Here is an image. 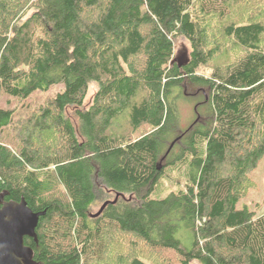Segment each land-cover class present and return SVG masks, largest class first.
<instances>
[{"label":"trees","instance_id":"obj_1","mask_svg":"<svg viewBox=\"0 0 264 264\" xmlns=\"http://www.w3.org/2000/svg\"><path fill=\"white\" fill-rule=\"evenodd\" d=\"M242 1L0 0V137L17 139L0 138V193L44 211L37 242L24 238L38 264H264V212L237 207L264 153V17L232 19ZM215 19L243 53L205 75ZM186 80L207 87L206 113L160 155ZM60 83L25 116L1 105ZM120 118L145 131L115 136ZM173 162L185 188L151 198Z\"/></svg>","mask_w":264,"mask_h":264},{"label":"rangeland","instance_id":"obj_2","mask_svg":"<svg viewBox=\"0 0 264 264\" xmlns=\"http://www.w3.org/2000/svg\"><path fill=\"white\" fill-rule=\"evenodd\" d=\"M231 11V14H234V16L232 15V19L234 18V20L237 22L247 20V17L251 16L248 15L249 13L254 14L255 17L257 13L264 17V0H258L257 2L243 0L240 3L231 6ZM212 24L214 27L212 43L220 42L222 44H220V54L213 60V62L208 63L207 66H202L197 69L198 73L205 75H208L215 66L223 67L243 53V50L239 46L221 34L219 28L221 27L222 22L215 19L213 20ZM262 44L264 45V42H262ZM189 51V42L182 36L177 37L174 40L173 61L179 64H184V62H186L188 59ZM63 88L64 87L62 83L54 84L45 91L36 90L30 97L22 101L4 96L2 98L1 105L15 108L16 115H19V117L25 116L33 109L37 108L41 103H43L47 97L63 90ZM95 90L96 86L90 84L85 99L86 104L91 101ZM208 93V89L204 85L191 83L187 80L183 82L181 85V95L175 100L177 104L178 125L176 127V131L173 132L169 140L162 142L160 155L163 154L170 139H172L177 132L183 131L190 126V124L196 119L197 113H200L202 117L205 115L206 106L203 105V101L205 102L208 100ZM68 114L72 116V111L70 110ZM142 130L145 131V128L143 127L138 129L136 133L138 134ZM110 132L115 136H121L123 138H127L130 135H137L133 134L134 132L131 130L129 123L125 118L114 120L110 128ZM1 135V140L9 144V146L17 144L15 142L17 139L14 136V129H6ZM186 182V167H184V165L178 164V162H173L165 168L164 174L159 179L156 187L150 194V197L164 198L171 192H175L178 189H184ZM99 207L100 204L95 205L92 209V213H96ZM237 207H247L250 210H253L255 214L264 212V153L258 160L255 167L247 172V180L243 186V195L238 201ZM192 263L197 264L195 261Z\"/></svg>","mask_w":264,"mask_h":264},{"label":"water","instance_id":"obj_3","mask_svg":"<svg viewBox=\"0 0 264 264\" xmlns=\"http://www.w3.org/2000/svg\"><path fill=\"white\" fill-rule=\"evenodd\" d=\"M197 118L198 115L195 120ZM176 139L171 141L169 149ZM116 197L103 202L92 216L100 214ZM43 214L44 211H33L23 197L19 201L5 200V193H0V264H38L32 247L24 243V238L30 237L37 242L36 227Z\"/></svg>","mask_w":264,"mask_h":264}]
</instances>
